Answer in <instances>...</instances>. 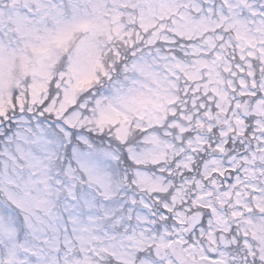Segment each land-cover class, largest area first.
<instances>
[{
  "label": "rangeland",
  "instance_id": "rangeland-1",
  "mask_svg": "<svg viewBox=\"0 0 264 264\" xmlns=\"http://www.w3.org/2000/svg\"><path fill=\"white\" fill-rule=\"evenodd\" d=\"M228 3L229 8L226 2L204 6L203 0H0V112L22 113L15 133L3 136L0 126V264H98L106 254L117 264L171 263L187 253L208 256L213 264H232L233 258L250 264L246 257L255 254L264 259V183L256 191L254 181L241 177L218 189L246 235L235 255L227 215L214 208L206 231V209H190L196 202L175 186L196 153L221 170L254 162L256 153L260 167L254 174L264 182V76L255 77L250 67L258 57L264 69V0L240 1L246 10L238 0ZM125 49L132 51L129 62L113 75ZM235 53L239 58L232 63ZM232 64L237 80L222 71ZM104 77L109 79L97 96L85 100L84 91ZM192 87L199 92L185 111L181 98ZM43 102L55 122L52 112L36 114ZM177 107L183 118L174 117ZM239 108L253 112L246 116L256 124L251 155L237 149L246 126ZM217 111L225 115L226 129L209 136L196 132L205 123L202 113L212 118ZM59 116L106 131L111 146L97 147L83 136L88 145L74 146L76 162L62 168L57 159L65 157L69 133ZM213 147L228 157L211 156ZM121 152L132 161L119 165L123 176L115 170ZM80 168L87 176L81 186ZM214 185L196 187L204 204L213 203ZM164 192H172L164 214H175L182 224L177 237L172 227L158 236L150 230L152 201ZM197 226L213 256L203 243L182 248L184 231ZM145 242L154 244L147 257L140 251Z\"/></svg>",
  "mask_w": 264,
  "mask_h": 264
},
{
  "label": "trees",
  "instance_id": "trees-1",
  "mask_svg": "<svg viewBox=\"0 0 264 264\" xmlns=\"http://www.w3.org/2000/svg\"><path fill=\"white\" fill-rule=\"evenodd\" d=\"M240 1L242 2V0H238L239 4L242 5L243 10H245L246 9L245 5L243 3H240ZM209 2H211L214 7H216L219 3H225V2H226V4L224 6L226 8L231 7L230 5L228 7V4H229L228 0H212V1L211 0H203L204 6H206V4L209 3ZM181 41H182V39L180 37H177L176 45L178 47H180V49H181L180 55L186 56L184 51H183L182 46H179V43ZM175 51L177 52V49H175ZM131 54H132V51L129 50V49H125V51L124 50L121 51L120 57H119L120 61H118L117 64H115L116 71H112V68H111V72H112L113 75H118V74L123 72L122 71L123 70L122 66H124L125 63L129 62V57H130ZM237 58L238 57H236V56L232 57V60H233L232 63H234ZM123 62H125V63L123 64ZM234 66L235 65L232 64V67L229 69V72L228 71L225 72V70H223V69H222V71L225 72V73L233 74L232 70H233ZM253 66H254V70H255L256 74L264 72V69H260V67H258L257 63H254ZM259 66H261V65H259ZM233 76H234V79L237 80V78H238L237 74H233ZM108 79H109L108 77L107 78L104 77V78H102L103 81L99 80V81H96V82L92 83V85L90 86L91 88L89 87L90 89L87 88L84 91L85 95L83 96V98L86 100L89 96H91V100L90 101H92L93 100L92 98L97 96L96 91L99 90V88L101 86H103L105 84V81H107ZM50 92L53 93L54 90H52ZM197 92H199V90H197ZM197 92L195 90H193V87H192L188 91L189 94H185L181 98V99L186 98V102L184 101V103H186V105L183 108L185 111H187V107L188 108L190 107L189 106V104H191L190 101H191L192 98L194 99V97L196 96L194 94L197 93ZM45 105H46V103L43 102L41 105L37 106L39 112L36 111V114L39 113L41 118H45L44 115L49 114L50 112H52V111H48V110L46 111L45 110ZM181 105L182 104H179L178 107H181ZM73 107L74 106H72L71 108H73ZM8 112L9 113L0 112V126L2 127V130H3V136H4V134L7 135V134H10V133H15L16 129L18 127V123L21 120L20 118H21V114L22 113L18 112L17 110L14 111V112H10V111H8ZM24 113H26L27 114L26 116H28L29 119L32 120L31 119L32 116L29 115V113H27L26 111ZM52 115H54V119H52L53 121H50V122H55L56 121V115L54 113ZM174 115H175L174 117L183 118L181 116L182 115V111L179 110V109H177L175 111ZM18 116H19V118H18ZM170 116H173V114L170 113ZM58 120L64 122L65 127L67 128L68 133H69V140H66V138H65V145L67 146L66 149H65V157L61 158V160H60V158L57 159V163L59 165H61V167L64 168V169H65V164H67L68 162H71V163H75L76 162V160H75V153L76 152H74V146L83 147V145H85V146L88 145L84 141V139L82 138L83 136L87 137L89 140H91L93 145L95 144V146H97V147H98V145H99V147L111 146V143L108 142L111 139L107 136V132L106 131H101L100 132V131H93L91 129L80 128L79 126H77L75 124H71L68 120L64 119L63 116H59ZM19 127H20V125H19ZM0 142H1V140H0ZM125 145H126L125 143L120 144V146L122 148H124ZM1 147H2V142H1L0 148ZM193 158H194V160L191 161L192 162L191 163V167H186L184 169V172H183L184 174L183 175H185L186 178H182L181 175H178L177 176L178 180L176 179L177 181L175 183L176 185H180V182H181L180 180L185 181L187 179V177H192L193 179H197V177L202 176L200 169H201V163L203 162L202 161L203 158H201L199 156V154H197V153L194 155ZM1 160H2V158H1V153H0V163H1ZM124 163H127L128 165L132 164V161H131L130 157L128 156L127 152H121L120 156L116 160L117 167L115 168V170L117 171L118 174L120 172L122 176H123L124 173L122 174L121 171H118V167H119V165H123ZM78 168L79 167L77 165H72L71 166L72 170H77L78 171ZM170 169L173 170V166L170 167ZM79 172L81 173V175H82V177L84 179V180H78V183L81 186V184H86L85 181L87 179V176L85 175V172L81 168H80ZM169 174L171 176H173L172 172L169 173ZM202 177L204 179V176H202ZM194 184H193V186H194ZM193 186L192 187L189 186V189L186 191L187 194L189 196H191V197H195L196 196V193L193 191ZM151 194H153V193H149V195H151ZM2 196L5 197V192H4V190H2V182H1V179H0V198ZM168 197H169V195L167 193H163L160 196V198H159L160 200L157 201L156 203L151 200L152 203H153V208L155 209V211L163 210V209L166 208L163 205V201L166 198H168ZM196 205H197V203H196ZM14 208H16V207L14 206ZM192 210L193 211L199 210V206H195L194 205L192 207ZM170 219H167V222H168L169 226L171 225ZM176 220L177 219L176 218L174 219V217H173V224H177L178 223ZM178 225H179V223H178ZM205 225H206V223H205ZM156 226L158 227V230L162 229V224L157 223ZM173 232L174 233L177 232L176 229L173 228ZM204 235H205L204 232H201L199 227H195V228H193L192 231H188L186 233L187 243L191 242L193 244H196V246H199V243H203L204 249L207 252H209L210 254H212L209 251V249L206 248V243L204 241V239H205ZM228 235H229L230 240H231L230 247H231L232 250H235V253H234V255H235V254H237V252L239 253V251H240V245L243 243V235L240 232H229ZM231 249L229 248L230 252H231ZM141 254L142 255L146 254V251L142 250ZM145 256H147V254ZM210 256H212V255H210ZM232 258H233V256H232ZM255 259H256V261H255L254 264H264V260L258 259L259 260L258 261L257 258H255ZM233 261H236V260L233 259ZM116 262L117 261L114 259V256L112 254H106L105 257L102 259V261L99 262L98 264H117Z\"/></svg>",
  "mask_w": 264,
  "mask_h": 264
},
{
  "label": "flooded vegetation",
  "instance_id": "flooded-vegetation-1",
  "mask_svg": "<svg viewBox=\"0 0 264 264\" xmlns=\"http://www.w3.org/2000/svg\"><path fill=\"white\" fill-rule=\"evenodd\" d=\"M240 111L243 112V109L240 108ZM247 116H251V115H247ZM224 118H225V115H224ZM219 119H220V117L217 118L215 116L212 117V118L211 117H207V122L210 125L217 126L219 124L218 123L219 122ZM248 119L249 118L246 117V120H248ZM248 126H249V124H248ZM261 132H263V129H261ZM249 134L250 135H249V137H247L246 143H248L249 140L251 139V137H252V131ZM246 136H247V134H246V132H244L243 133V136H242V139H240L239 141H242V142L245 143ZM247 145L249 146V150L248 151L242 150V156H245V155H248V154L251 155L252 154L251 150H255V147L253 145H250V144H247ZM253 158H254V160H253L254 162L246 163V165L248 167H246L245 169H242L241 165H238L236 167V169H233L232 167L227 168L228 167L227 166L225 168H222V170L220 169V171H217V172H214V173L221 174V175L223 174L227 178H232V176L237 177L238 175L243 176L246 179L245 182L246 181H254V183L256 185L255 186V190L257 191L258 189H260V187L262 186V184L258 180L255 179V178H258L259 175L258 174H254V171L256 173L257 170H258V168L260 167V165H259L258 159L256 158V153H255V156ZM250 171L254 174L251 177H250ZM233 210H234L233 208L229 207V208H225V210H221V211H223V214H229V213L233 212ZM254 212L255 211H252V214H254ZM262 213L264 214V211ZM187 259L188 258L186 257L184 260H182V264H195V262L191 258H189L188 263H187ZM167 264H173V258H172L171 263H167Z\"/></svg>",
  "mask_w": 264,
  "mask_h": 264
},
{
  "label": "water",
  "instance_id": "water-1",
  "mask_svg": "<svg viewBox=\"0 0 264 264\" xmlns=\"http://www.w3.org/2000/svg\"><path fill=\"white\" fill-rule=\"evenodd\" d=\"M203 116L205 117L206 114H203ZM220 126H221V127H224L225 124H224V123H223V124H220ZM197 130H198V132H199L200 134H204V135H207V134L210 133V129H209V127L206 126V125L199 126ZM222 152H223V150H222L221 148H219V147H214V148L211 150V154H212V155H217V156L221 155ZM215 203H216V205H217L218 207H221V206H222L221 203L218 201L217 198H215ZM235 220H236L235 218H232V219H231V222L234 223Z\"/></svg>",
  "mask_w": 264,
  "mask_h": 264
}]
</instances>
